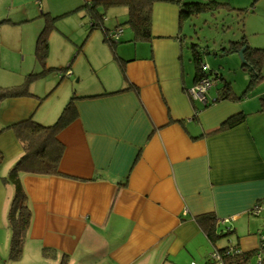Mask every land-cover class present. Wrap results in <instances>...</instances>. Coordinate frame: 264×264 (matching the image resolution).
<instances>
[{
    "label": "crops",
    "instance_id": "1",
    "mask_svg": "<svg viewBox=\"0 0 264 264\" xmlns=\"http://www.w3.org/2000/svg\"><path fill=\"white\" fill-rule=\"evenodd\" d=\"M100 1L0 0V23L10 22L0 24V50L16 51L30 65L50 25L46 59L36 62L60 81L75 74L84 80L53 104L52 92L41 97L29 88V96L0 103V130L8 128L0 134V264H215L214 249L230 246L248 256L246 264H264V213H251L264 201L263 42L242 35L229 43L243 39V48L261 54L252 63L258 81L249 87L242 64L248 83L235 86L230 70L204 63L208 52L192 42L196 17L179 20L182 3L202 0L154 2L146 41L136 40L126 6L103 8ZM214 1L231 15L256 12ZM94 3L105 19L88 31L84 6ZM118 28L121 36L109 42ZM215 51L213 58L227 57ZM198 69L205 76L199 80ZM211 77L207 102L195 101L189 90ZM68 99L75 117L56 136L63 147L57 174L7 178L23 155L11 127L29 119L52 125ZM235 116H243L241 124L223 129ZM17 190L26 194L30 219L13 260L8 214ZM205 215L216 219L218 232H229L214 246L198 223Z\"/></svg>",
    "mask_w": 264,
    "mask_h": 264
},
{
    "label": "trees",
    "instance_id": "2",
    "mask_svg": "<svg viewBox=\"0 0 264 264\" xmlns=\"http://www.w3.org/2000/svg\"><path fill=\"white\" fill-rule=\"evenodd\" d=\"M157 1L166 0H102L96 3H98V5L100 4L103 8H109L118 5L126 6L128 8L129 14L128 24L132 26L136 40L146 41L151 38V6L154 2ZM177 2L179 3V1ZM98 5L94 3L93 5L84 6V8H87V13L89 15V18L91 19L88 31H92L93 29L102 27L105 17L104 14H100L97 11L95 6ZM219 7H223V9L225 8L223 4L217 3L214 0H202V2L195 1L182 3L179 9V20H192L194 17L207 12L214 14V11ZM2 23L10 22L3 21ZM50 28V25H47L43 28L36 43L35 56L41 64L44 63L47 56V37L50 32ZM231 46L229 48L222 49L227 50L228 52H232V49L237 50V46H239L238 49L245 47V42H243L242 39L240 43H232ZM194 52L197 56L199 55L197 50H195ZM257 52L258 54H260V51L257 49L251 50L250 48L246 47V51L243 55L244 61L246 62V64L243 65V68L251 77L248 83L249 87L258 81V78H256L257 76H255L257 73L252 65V63L259 62L258 59H255L256 56L254 55V53ZM259 56H261V54ZM198 70L200 72L197 80H199V78L201 77H205L202 76L201 70ZM30 77H32V75ZM211 79L215 80L213 77H211ZM27 96H29V92L25 84L13 87H0V103L7 99ZM74 117L75 111L73 104L68 103L63 109L57 121L52 125L44 126L29 119L25 122L11 127L14 130L17 139L22 145L23 155L9 171L8 178H16L21 173L41 176H49L54 174L56 175L59 160L63 152V147L56 140V136L73 120ZM242 121L243 116H235L233 118H230L223 124V129H232L241 124ZM6 129L8 128L0 130V134L3 132V130ZM1 160L2 158L0 157V162ZM26 200V194L21 190H17L10 204L8 214V224L11 229L9 255L13 260H16L21 254L25 232L27 231V228L29 226L30 211L27 207ZM198 223L202 228V231L204 232L207 240L211 243L212 246L215 245L216 241L229 236V232H218V228L216 225L217 221L211 215H205L201 218H198ZM230 249L238 250L237 247L232 246L226 247L221 250L214 249V251H216L219 256L220 261L210 260V262L215 264H246L248 262L247 255L243 253H236L235 251L231 252Z\"/></svg>",
    "mask_w": 264,
    "mask_h": 264
},
{
    "label": "rangeland",
    "instance_id": "3",
    "mask_svg": "<svg viewBox=\"0 0 264 264\" xmlns=\"http://www.w3.org/2000/svg\"><path fill=\"white\" fill-rule=\"evenodd\" d=\"M226 1L228 2L227 5L229 4L232 8L236 6V9L243 8L244 6H247L248 9L252 5L256 12L254 14H247L249 11H233L231 15L229 11L224 10L223 7H219L214 11V16H212L210 12L202 13L193 20L194 26H191L193 29L191 33L193 36L192 42L198 45V50L203 54L208 52V55L203 58L204 63L207 62L211 64V67L217 71L221 70L225 73H229L227 70H230V78L233 85L245 86L248 83L245 77L248 76H245L247 73L245 74L242 70V62L239 56L237 54L233 56L228 55L231 52H227V50H223L222 48H229V43L231 41H238L242 35L250 40H261L264 44V0H260L255 4H252L253 0ZM85 30L87 29L85 28ZM63 42H65V40H63ZM249 42L253 45H258V43L254 41ZM59 47L60 46L56 45V52L60 49ZM214 50H216L215 53L218 52V54H220L219 52L226 51L227 57L224 56L222 59L220 57H217V59L213 58ZM63 52L65 53V51ZM6 56H12L13 60L10 58L7 59ZM32 57V61H30L32 63L28 65V60L20 63L21 58L18 59L16 51L0 50V87H12L18 84H25L27 88L41 97H46L52 92L48 96L47 103L53 104L57 102L58 99L61 100L65 92H70V94H72V91L69 90L72 84L75 83L79 85V87H82L84 84V80L82 83H79V75L77 74L70 77L69 81L67 78L60 81V75L55 73L56 70H49L48 67L42 68V66L36 62L33 51ZM231 57L233 58L230 59ZM5 60L10 63L7 64ZM218 60H221L223 64H221L219 68L216 67L217 62H219ZM48 66L50 65L48 64ZM233 66L235 67L234 69L232 68ZM31 75L32 77H30ZM68 101L69 99L67 103Z\"/></svg>",
    "mask_w": 264,
    "mask_h": 264
},
{
    "label": "built area",
    "instance_id": "4",
    "mask_svg": "<svg viewBox=\"0 0 264 264\" xmlns=\"http://www.w3.org/2000/svg\"><path fill=\"white\" fill-rule=\"evenodd\" d=\"M122 30L120 28L115 29L113 31H110L108 34V39L110 42H117L118 38L121 36ZM203 70H206V67L202 68ZM214 84V80L211 79V81L207 78H203L201 81H199L196 86L189 90V94L195 101H199L203 104L207 102L206 96L207 91L212 87ZM251 213H253L256 216H259L261 213H264V201H260L256 205L253 206ZM260 245L262 248H264V236L260 238ZM231 252L235 251L236 253H239V250L230 249ZM211 261H220L219 256L216 251L210 254ZM257 264H262V259L258 258Z\"/></svg>",
    "mask_w": 264,
    "mask_h": 264
},
{
    "label": "water",
    "instance_id": "5",
    "mask_svg": "<svg viewBox=\"0 0 264 264\" xmlns=\"http://www.w3.org/2000/svg\"><path fill=\"white\" fill-rule=\"evenodd\" d=\"M245 51H246V49L242 48V49H240L239 51L236 52V54L239 56L240 61L242 62V64H246V62L244 61V57H243Z\"/></svg>",
    "mask_w": 264,
    "mask_h": 264
}]
</instances>
